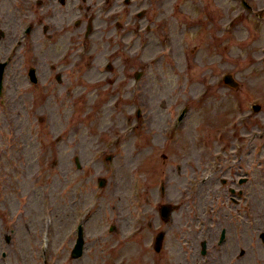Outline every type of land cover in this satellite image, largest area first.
I'll list each match as a JSON object with an SVG mask.
<instances>
[{"label":"rangeland","instance_id":"rangeland-1","mask_svg":"<svg viewBox=\"0 0 264 264\" xmlns=\"http://www.w3.org/2000/svg\"><path fill=\"white\" fill-rule=\"evenodd\" d=\"M16 1L0 0V15H4L0 16V26L12 34L19 23L16 17L13 19ZM214 3H210L214 10L218 8L216 3L227 4L223 0ZM59 8L56 4L51 7L50 39L44 38L41 26L36 31L38 58L44 64L39 85H24L25 95L18 103V85H12L17 78L14 69L8 72L5 96L0 99L9 104L0 107V264H157L160 257L164 264H264V139H258L264 136V65L246 64V58L254 54L253 45L264 44V39L239 50L237 45L249 34H235L229 40L235 47L222 44L225 52L212 57L203 33L187 31L180 38L181 23L172 19L164 22L169 16L167 9L160 28H172L169 43L160 38V32V36L144 39L147 49L138 48L141 53L135 61L129 48L118 61L123 76L128 71L134 77L135 70H141L137 66L144 64L146 75L138 83L132 77L126 84L121 74V83L103 86L104 75L97 69L72 86L66 82L46 83V78L54 75L50 65L56 63L67 45L62 37L59 46L61 39L56 33L70 16L59 12ZM22 13L30 15L29 10ZM252 30L255 34L262 32L254 25ZM104 41L97 42L100 49ZM102 51L108 53L111 49ZM93 57L98 64L106 61L99 51ZM228 71H235L239 89L216 90L214 80ZM244 94L249 98H242ZM254 100L262 101V111L249 126L236 130L237 126L229 125L240 108L247 110ZM183 108L189 113L178 124ZM175 123L180 132L168 138L167 129ZM134 124L137 135L130 136L127 131ZM166 139L171 144L166 145ZM120 140L122 145L114 151L107 146L109 141ZM241 141L250 149L244 160L250 182L243 199L249 215L244 219L231 209L224 210V214H234L228 219L220 217L221 225L230 232L224 250L211 248L202 259L200 235L195 225H187L185 214L179 210L173 213L167 228L166 249L161 256L154 254L148 241L154 229H164L157 219L159 205L184 204L186 211L196 208L197 200L185 203L180 190L186 177L194 171L196 175L203 172L202 180L210 181V171L215 168L210 161L218 150ZM207 146L214 149L208 151ZM107 155H114L111 163ZM77 159L81 170L77 169ZM100 178L106 179L103 188L98 187ZM219 181L201 192V208L211 219V224L206 221L202 226L203 239L209 238L211 246L220 231L213 224V215H221L213 210L218 205L227 206V190L225 193L219 188ZM162 186L165 198H161ZM135 187L142 193L141 204L136 201ZM149 221L154 228L149 227ZM81 222L85 224V252L81 259L73 260L70 254ZM112 226L115 228L111 233ZM4 253L6 258L2 257Z\"/></svg>","mask_w":264,"mask_h":264},{"label":"flooded vegetation","instance_id":"flooded-vegetation-1","mask_svg":"<svg viewBox=\"0 0 264 264\" xmlns=\"http://www.w3.org/2000/svg\"><path fill=\"white\" fill-rule=\"evenodd\" d=\"M88 1H91L92 4H87ZM105 1L106 10L110 12L106 16L102 17V20L99 21L98 25L96 26L94 25V21L101 18L94 17V15H97L98 13V11L95 9L96 3H94V0L39 1V4L44 6H49L54 3L60 7L59 12L63 11L66 16H70V18L67 20V23L62 24L58 28V33L55 32L56 35L61 39V41H58L59 46L64 41L62 37L66 39L67 45L65 44L66 47L55 59L56 63L50 65L51 71L54 73V75L51 74L49 77H47L46 83L55 81V83L62 84L66 82L68 85L72 86L76 82L79 83L81 78H84V76L89 74V72L84 68L85 58L80 56V52H88L92 49L95 52L104 49L103 47L100 49L95 42L91 41L90 37L98 35L97 37L100 39L114 40L112 49L119 51L120 49L117 48V46L120 45L118 41L120 38L119 33L130 30V25L134 26L137 30H140L141 25H144V27H147V29H149L150 26H154V9L156 0H130L128 2V6L133 7L135 10L134 15L141 19L143 22L142 24H140L138 21H133L131 17L133 10H122L117 4L118 0ZM223 1L227 3L225 6L218 5V3H216L217 6L215 5L220 9V12H218V8L215 10L210 8V3L218 2V0H163V5L168 7L169 12V16H165V20L169 22L171 16L180 14L179 17L181 20L177 21L178 23H182L183 35L187 33V24L196 25L198 23L199 27L197 28L196 33L199 32L205 35V40H208V54L212 57H215V54L218 55L224 51L223 47L221 46L222 44L224 47H229L234 44L233 42L229 43L230 38L234 36L233 34H230L232 31L227 32L224 29L225 24L231 19V15H233L235 12L234 4L231 0ZM244 2L246 5V10L245 13L243 12V14L249 18H252L254 22H256V18L264 22V0H258V2L255 0H243V3ZM228 3H230V5ZM69 5H73L72 9L67 8ZM52 12L53 9L49 8L46 14L41 13L39 15L40 22L43 20V18L47 19L51 17ZM75 13H77V15H75ZM218 17L219 19L216 25L212 24V21ZM119 19L125 21V25H121ZM54 23H57V20L54 21ZM92 25L95 26V29H92ZM16 26L17 25L14 27ZM51 30L53 31L52 27L48 25V23L44 25V34L45 36H48L49 39L51 37ZM90 31L91 34L88 36L87 34ZM261 31V34H263L264 27ZM37 46L38 44L35 45L33 54L30 53L31 57L28 58V55L22 50L21 42L17 41L15 32L13 34L10 32L8 36H4V38L0 41V60L7 61L8 59L9 63L6 67V72L10 73V71L14 69L17 70V78L12 85L17 84L18 89L26 85L28 81H31L29 72L32 70V68L36 75L40 77V70H42L44 64H42L40 62V58H38ZM197 47L198 45L195 46V48ZM111 54L117 55L118 53ZM77 56L80 57L79 60ZM178 170L181 171V167H179ZM229 214L232 213L226 212L224 214L226 219L230 217ZM201 216V212H197L195 218L196 221L200 222Z\"/></svg>","mask_w":264,"mask_h":264},{"label":"water","instance_id":"water-1","mask_svg":"<svg viewBox=\"0 0 264 264\" xmlns=\"http://www.w3.org/2000/svg\"><path fill=\"white\" fill-rule=\"evenodd\" d=\"M1 82V81H0ZM1 84V83H0ZM83 247V241L80 240L76 246V253L73 254V256L78 257L81 254Z\"/></svg>","mask_w":264,"mask_h":264},{"label":"bare ground","instance_id":"bare-ground-1","mask_svg":"<svg viewBox=\"0 0 264 264\" xmlns=\"http://www.w3.org/2000/svg\"><path fill=\"white\" fill-rule=\"evenodd\" d=\"M7 15H10L9 13H7Z\"/></svg>","mask_w":264,"mask_h":264}]
</instances>
